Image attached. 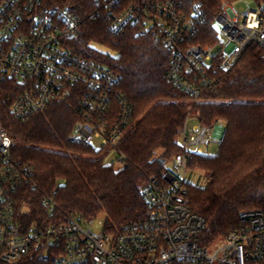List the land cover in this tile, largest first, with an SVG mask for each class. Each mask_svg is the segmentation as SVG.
Instances as JSON below:
<instances>
[{"label": "built area", "instance_id": "obj_1", "mask_svg": "<svg viewBox=\"0 0 264 264\" xmlns=\"http://www.w3.org/2000/svg\"><path fill=\"white\" fill-rule=\"evenodd\" d=\"M81 3L0 0V73L22 88L10 108L16 119L26 121L59 102L81 118L68 142L118 153L133 108L117 91L119 74L71 49L85 20L77 11ZM93 6L95 17L111 22L113 34L149 35L170 52L167 79L194 104L216 92L221 75L251 47L264 48V0H93ZM212 8L220 41L195 43ZM188 121L180 136L182 152L170 161L171 169L148 176L140 191L147 216L118 233L106 222L94 232L97 218L68 215L53 196L40 191L32 180L34 167L12 158L14 140L0 122V264L28 257L51 264H264L261 212L242 214L244 226L216 246L196 240L206 221L190 209L186 176L194 168L193 156L220 141L215 129L223 126H189ZM118 155L123 165L125 157ZM27 188L40 193L38 204L49 224L38 220L23 227L19 208Z\"/></svg>", "mask_w": 264, "mask_h": 264}, {"label": "trees", "instance_id": "obj_2", "mask_svg": "<svg viewBox=\"0 0 264 264\" xmlns=\"http://www.w3.org/2000/svg\"><path fill=\"white\" fill-rule=\"evenodd\" d=\"M73 1L82 2L77 11L85 20L71 44L72 51L119 74L117 91L133 108L130 127L118 143V153L125 162L116 169L101 157L105 149L96 151L83 143L68 142L81 118L62 103L54 102L26 121L16 119L10 108L22 88L2 80L0 73V122L14 140L12 158L34 167L32 180L38 189L80 220L105 214L107 228L118 233L147 216L140 191L148 176L164 173L165 166L159 160L170 162L182 152L181 131L192 116L209 128L223 126L217 154L193 156V167L211 173L208 185H186L190 209L206 221L205 230L196 237L198 243L207 248L216 246L231 231L244 226L242 214L264 215V48L251 47L230 72L221 75L217 91L194 104L167 79L170 52L155 45L149 35L136 36L131 31L113 34L109 20L93 15V0ZM211 1L217 4L221 0ZM213 10L195 43H219L212 27ZM159 152L162 155L157 157ZM39 196L38 191H23L19 208L23 227L38 220L50 223L39 207ZM16 264L51 263L28 257Z\"/></svg>", "mask_w": 264, "mask_h": 264}, {"label": "rangeland", "instance_id": "obj_3", "mask_svg": "<svg viewBox=\"0 0 264 264\" xmlns=\"http://www.w3.org/2000/svg\"><path fill=\"white\" fill-rule=\"evenodd\" d=\"M222 1V0H221ZM220 1V2H221ZM243 6H246V4H244ZM216 31H219V25L217 23H214L212 26ZM96 49L114 57L115 53H113L111 50L95 45L94 46ZM187 120L189 123V126H192L194 124H196L195 119L191 116L189 117ZM186 120V121H187ZM216 130V134L218 136V138H220V136L222 135V129L218 128L215 129ZM221 139V138H220ZM180 141V139H179ZM219 142L220 141H214L211 142L208 146H203V152L204 154H207L209 156H214L217 154L218 152V148H219ZM162 154L159 152L157 157L161 156ZM101 157L104 158V161L106 164H114L116 169H119L122 164L119 162V155L117 152L110 150V149H105L103 151V153L101 154ZM171 163L169 162L168 165H165V169H171ZM212 175L211 173L202 170L199 166H194V168H192V172L188 173L186 176V181L188 184H193V185H199L201 187H205L208 185L209 181L211 180ZM107 220V216L105 214H101L97 217V219L95 220V226L93 227L94 232H99L101 227L105 224ZM216 248H213L210 250V252L212 253L214 250H216Z\"/></svg>", "mask_w": 264, "mask_h": 264}, {"label": "water", "instance_id": "obj_4", "mask_svg": "<svg viewBox=\"0 0 264 264\" xmlns=\"http://www.w3.org/2000/svg\"><path fill=\"white\" fill-rule=\"evenodd\" d=\"M2 80H4V78H2ZM159 162L161 163V165H165L166 160H159Z\"/></svg>", "mask_w": 264, "mask_h": 264}]
</instances>
